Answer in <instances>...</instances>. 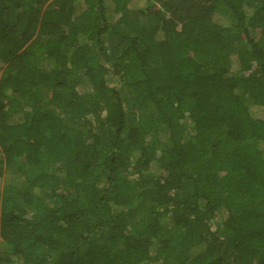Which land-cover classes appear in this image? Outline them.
<instances>
[{
    "label": "trees",
    "instance_id": "obj_1",
    "mask_svg": "<svg viewBox=\"0 0 264 264\" xmlns=\"http://www.w3.org/2000/svg\"><path fill=\"white\" fill-rule=\"evenodd\" d=\"M0 264H264V0H0Z\"/></svg>",
    "mask_w": 264,
    "mask_h": 264
},
{
    "label": "rangeland",
    "instance_id": "obj_2",
    "mask_svg": "<svg viewBox=\"0 0 264 264\" xmlns=\"http://www.w3.org/2000/svg\"><path fill=\"white\" fill-rule=\"evenodd\" d=\"M255 37H257L258 35L256 34V35H254ZM115 84V83H114ZM166 135L165 134H163V137H165ZM2 184H3V182H2ZM4 247V246H3Z\"/></svg>",
    "mask_w": 264,
    "mask_h": 264
}]
</instances>
